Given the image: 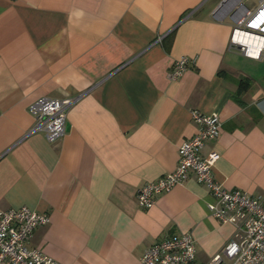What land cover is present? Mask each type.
Masks as SVG:
<instances>
[{
  "label": "crops",
  "instance_id": "crops-1",
  "mask_svg": "<svg viewBox=\"0 0 264 264\" xmlns=\"http://www.w3.org/2000/svg\"><path fill=\"white\" fill-rule=\"evenodd\" d=\"M223 1L0 0V212L49 220L28 248L60 264H138L188 233L193 264H207L234 228L207 213L192 175L151 208L136 202L175 169L193 110L220 122L203 148L218 155L214 179L264 201V60L229 50L232 22L212 16ZM44 97L73 100L53 143L29 113Z\"/></svg>",
  "mask_w": 264,
  "mask_h": 264
},
{
  "label": "built area",
  "instance_id": "built-area-1",
  "mask_svg": "<svg viewBox=\"0 0 264 264\" xmlns=\"http://www.w3.org/2000/svg\"><path fill=\"white\" fill-rule=\"evenodd\" d=\"M212 16L218 22L225 18L232 22L229 50L238 51L249 59L264 60V0H259L252 10L244 7L241 0H224ZM187 64L186 57L176 60L168 78H180ZM72 103V99L48 97L32 103L29 113L36 123L33 130L41 132L49 143L61 139L67 132L66 114ZM190 117L199 127L197 133L179 146L172 172L137 191L138 207L151 208L157 196L169 193L192 175L211 198V202L205 204L207 213L234 228L230 240L207 264H264V201L242 190H227L214 179L213 167L218 155L203 154V148L219 134L218 116L193 110ZM48 222L45 214L26 207L0 212V264H60L27 246L34 230ZM194 260V240L185 233L155 242L141 255L138 264H193Z\"/></svg>",
  "mask_w": 264,
  "mask_h": 264
},
{
  "label": "rangeland",
  "instance_id": "rangeland-1",
  "mask_svg": "<svg viewBox=\"0 0 264 264\" xmlns=\"http://www.w3.org/2000/svg\"><path fill=\"white\" fill-rule=\"evenodd\" d=\"M257 2H258V0H243L244 5L247 6V7H252Z\"/></svg>",
  "mask_w": 264,
  "mask_h": 264
},
{
  "label": "water",
  "instance_id": "water-1",
  "mask_svg": "<svg viewBox=\"0 0 264 264\" xmlns=\"http://www.w3.org/2000/svg\"><path fill=\"white\" fill-rule=\"evenodd\" d=\"M67 128H68V125H67Z\"/></svg>",
  "mask_w": 264,
  "mask_h": 264
}]
</instances>
